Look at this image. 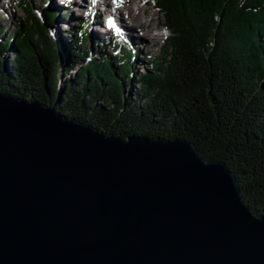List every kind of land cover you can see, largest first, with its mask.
<instances>
[{
	"label": "water",
	"instance_id": "obj_1",
	"mask_svg": "<svg viewBox=\"0 0 264 264\" xmlns=\"http://www.w3.org/2000/svg\"><path fill=\"white\" fill-rule=\"evenodd\" d=\"M0 264H264V217L187 139L0 94Z\"/></svg>",
	"mask_w": 264,
	"mask_h": 264
},
{
	"label": "trees",
	"instance_id": "obj_2",
	"mask_svg": "<svg viewBox=\"0 0 264 264\" xmlns=\"http://www.w3.org/2000/svg\"><path fill=\"white\" fill-rule=\"evenodd\" d=\"M13 1L27 16L12 36H0V94L53 107L106 135L187 139L206 161L227 163L245 204L264 217V0H147L165 20L167 55L139 79L145 99L131 105L109 57L86 63L75 78L80 88L70 78L62 85L49 25L55 9L46 7L45 25L28 0ZM87 38L82 24L72 47ZM106 44L116 48L113 58L122 70H130L136 55L128 40L107 36ZM11 47L15 59L8 71L3 56ZM72 53L86 58L91 48Z\"/></svg>",
	"mask_w": 264,
	"mask_h": 264
},
{
	"label": "rangeland",
	"instance_id": "obj_3",
	"mask_svg": "<svg viewBox=\"0 0 264 264\" xmlns=\"http://www.w3.org/2000/svg\"><path fill=\"white\" fill-rule=\"evenodd\" d=\"M67 1H70L71 5H67ZM93 0H28L30 7L38 19L46 25L44 11L48 5L52 9H55L56 18L53 24H50V34L57 40V50L61 58V67L58 69V76L62 79V85L67 79H73V84L80 88L82 85L77 84L75 78L79 77L82 72V68L90 61L91 58L98 59L109 57L112 61V65L118 69V74L121 79L124 80V90L122 97L125 99L128 105L133 103L142 102L145 99L144 93L139 86V79L151 68H157L158 62H162L166 58L167 52L164 49L166 45V39H168V29L166 28L165 20L162 14L158 12L157 8L150 1L149 6L152 7L153 12L157 13L156 19L158 18L161 22L160 27L155 30L156 33H161V39L159 44L155 47V50L151 53L146 52V49L138 43L139 40H135L132 34L128 31V27H131L130 19L125 17V25L117 26L116 29L110 31L109 34L105 35V32H99L97 28H100L101 18L104 17L108 5V0H101L95 5H91ZM103 8H102V7ZM26 13L19 6L15 4L13 0H0V27L3 30L0 35L3 38L12 36L17 30V23L26 22ZM105 18V17H104ZM155 19V21H156ZM129 21V22H128ZM84 26L88 30L87 42L80 43L78 41L72 47V39L77 38L79 34L80 26ZM116 33V34H115ZM138 33V32H137ZM120 34L128 40L130 47L133 49L136 58L130 70L124 71L121 67V60L113 58L115 56V47L106 44L104 46V39L110 36V39L117 37ZM98 42V43H97ZM77 47L80 51H84L86 47L91 48V54L83 57V54L76 56L72 53V48ZM168 51V50H167ZM88 57V58H87ZM15 59V49L9 48L3 56V65L9 71L13 67V61ZM70 66L68 70L64 67ZM73 68V69H72ZM155 70V69H154ZM131 72L132 75L125 78V73ZM71 75V76H70ZM92 79V78H90ZM59 88V87H58ZM64 100V95L60 98V101ZM102 105V102H98Z\"/></svg>",
	"mask_w": 264,
	"mask_h": 264
},
{
	"label": "bare ground",
	"instance_id": "obj_4",
	"mask_svg": "<svg viewBox=\"0 0 264 264\" xmlns=\"http://www.w3.org/2000/svg\"><path fill=\"white\" fill-rule=\"evenodd\" d=\"M99 1L101 0H93L91 5H95ZM108 5L110 7L107 8L104 17L106 21L111 18L115 26L105 30V27L109 26V24H102L100 28H97L98 33L105 32L104 34L107 35L111 30L116 29L117 26L125 25L126 19L124 16H127L131 24V27H128V31H131L132 37L136 41L139 40L138 43L146 49V52H153L159 44L162 34L155 32L160 27L161 22L158 18L156 19L157 13L153 12L149 2L146 0H108Z\"/></svg>",
	"mask_w": 264,
	"mask_h": 264
},
{
	"label": "snow or ice",
	"instance_id": "obj_5",
	"mask_svg": "<svg viewBox=\"0 0 264 264\" xmlns=\"http://www.w3.org/2000/svg\"><path fill=\"white\" fill-rule=\"evenodd\" d=\"M109 27H114L115 25H114V23L111 21V20H109Z\"/></svg>",
	"mask_w": 264,
	"mask_h": 264
}]
</instances>
